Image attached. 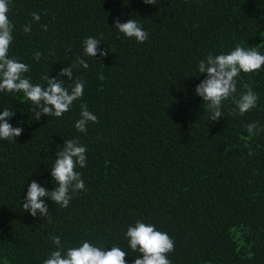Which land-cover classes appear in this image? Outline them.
I'll use <instances>...</instances> for the list:
<instances>
[{
    "label": "trees",
    "instance_id": "16d2710c",
    "mask_svg": "<svg viewBox=\"0 0 264 264\" xmlns=\"http://www.w3.org/2000/svg\"><path fill=\"white\" fill-rule=\"evenodd\" d=\"M9 8V56L29 65L33 83L44 84L43 76H57L78 56L89 67L74 69L84 94L59 118L37 121L22 93L0 92V111L13 110L9 123L24 129L15 141L0 140V264H43L56 247L50 235L65 249L83 240L119 246L133 264L140 254L125 233L137 220L174 240L172 264H264V130L251 136L245 127L259 121L264 128V67L236 78L237 93L223 102L218 121L195 94L206 76L198 63L209 54L237 44L264 54V0H10ZM117 17L135 18L148 40L119 33ZM101 35L108 55L85 56L83 40ZM244 84L258 94L257 106L234 115ZM81 104L99 121L86 133L74 128ZM76 138L87 147V165L76 169L87 191L67 208L44 198L50 219L31 216L22 207L28 185L53 190L55 153Z\"/></svg>",
    "mask_w": 264,
    "mask_h": 264
},
{
    "label": "clouds",
    "instance_id": "9594fccd",
    "mask_svg": "<svg viewBox=\"0 0 264 264\" xmlns=\"http://www.w3.org/2000/svg\"><path fill=\"white\" fill-rule=\"evenodd\" d=\"M146 5L162 4V0H143ZM10 0H0V92L22 93L23 97L30 101L35 112L36 120L42 115L61 117L70 111L75 101L84 94L85 81L73 76L74 69L83 67L88 69V62L81 56L65 66L52 77L49 73L42 77L44 84L33 83L31 77L25 74L30 71L27 63L20 61L15 56H9V49L13 42L14 25L8 17ZM34 22H39L40 14H31ZM42 30L47 31V25H41ZM114 29L118 30L127 38H134L138 43L148 40L149 33L135 19L129 18L126 22H120L119 17L114 22ZM25 33H31V24L23 26ZM103 36L99 38L88 36L82 42L85 56L95 58L106 57L109 48L101 49ZM34 59L39 61L42 53L37 50L33 54ZM264 67V54L257 47H243L237 44L228 53L218 55L209 54L199 61L198 71L206 76L195 87V94L203 99L210 113V121H218L224 117L223 102L233 98L237 93L236 78L241 73H253ZM70 81L66 85L65 79ZM246 91L239 93L238 98L233 99L235 108L233 114L244 115L257 106L258 94L253 91L249 84H244ZM205 108V107H204ZM238 110V111H237ZM14 116V111L4 108L0 111V140L15 141L24 129L13 127L9 121ZM89 122L98 123V117L92 113L86 104L80 106V118L74 123V128L81 133H86ZM247 132L254 136L264 130L259 126V121H252L246 126ZM87 147L80 143L79 138L65 139L63 147L55 153V160L50 167L51 177L55 182L53 190L41 186L36 180H32L27 187L22 207L31 216L50 219L48 204L44 198L67 208L73 195L79 191H87L82 174L76 169L87 165ZM254 153L250 150L249 155ZM128 246L133 252L140 255L134 259L133 264H172L168 253L175 250L174 240L163 231L156 229L152 223L137 220L129 226L125 233ZM49 239L56 246L43 264H127L125 257L128 253L121 247L112 245L111 249L103 245H94L89 240H83L78 246L65 249L59 236L50 235Z\"/></svg>",
    "mask_w": 264,
    "mask_h": 264
}]
</instances>
